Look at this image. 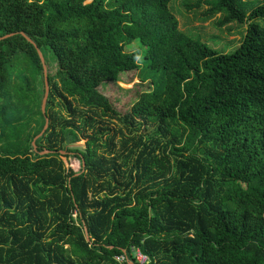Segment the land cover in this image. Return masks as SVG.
<instances>
[{"label":"trees","instance_id":"obj_1","mask_svg":"<svg viewBox=\"0 0 264 264\" xmlns=\"http://www.w3.org/2000/svg\"><path fill=\"white\" fill-rule=\"evenodd\" d=\"M171 1L0 0V37L14 33L0 40V264H264V2L247 14L240 0H205L220 24L246 25L222 53L179 29ZM22 33L57 65L36 150L45 82ZM142 61L153 79L121 87ZM22 70L41 76L39 93L29 81L10 92ZM55 96L69 113L59 129ZM98 116L132 127L121 152L115 135L76 145L72 120ZM146 121L155 132L132 135Z\"/></svg>","mask_w":264,"mask_h":264},{"label":"rangeland","instance_id":"obj_2","mask_svg":"<svg viewBox=\"0 0 264 264\" xmlns=\"http://www.w3.org/2000/svg\"><path fill=\"white\" fill-rule=\"evenodd\" d=\"M199 0H172L169 4L170 10L174 13L179 22V29L184 33L196 38L200 39L202 42L206 43L209 47L219 51V52H228L235 48L240 41L242 40L243 34L245 32V24H241L238 22H231L228 24H220V16L221 14H216L215 16H209L207 14V10L209 5L205 0H201L200 4ZM264 2V0H240V6L246 10L247 14L251 11L252 8ZM258 22L260 24H264V18H259ZM127 50H141L140 42L135 41L126 47ZM144 51H141V54ZM46 73L47 76H53L57 70V65L55 60L49 53H45L44 55ZM152 72H150L144 65V61H142L139 77L134 79V81L130 84L120 83L119 85L125 89L131 88L134 83L139 82L140 79H148L151 80ZM23 78V79H22ZM41 76L39 74H32L30 71L21 72L16 71L13 73L10 80V92L13 93L15 89H21L24 85L25 81H29V86L35 89V94L42 89L41 85ZM44 80V75H43ZM57 81V80H56ZM50 91V86H49ZM12 106L14 108L22 107L19 103H17L16 99L12 98ZM77 103V102H76ZM5 105V101L0 100V109ZM29 106L28 115H32L31 121L29 123L27 131L31 134L36 132L39 128V116L37 114L38 109V101ZM23 107H25L23 105ZM14 118H18V113L13 111ZM26 113V114H27ZM50 113L56 114L57 116V128L59 129L62 124V120H67L69 118V113L65 108L64 104L60 100L59 97L55 96L54 102L51 105ZM28 115H24L21 119L25 121ZM86 115H82L84 117ZM20 120H15L17 123ZM21 122V121H20ZM74 125L78 127L79 131L82 133V139L76 145H80L81 148H84L85 142L87 140L86 136L94 134L100 138V142H105L110 135H115V141L117 142L116 149L121 152L123 150L122 147V138L127 137L129 135V130L132 129L129 125H124L123 123L117 122L114 119L105 116H98L94 118V123L89 125L88 122L86 124L79 120H72ZM50 124V119H49ZM48 124V127H49ZM156 130V124L152 121H146L145 124H142L138 131L132 133L134 134H145L154 133ZM171 139V136L169 137ZM5 142L0 141V148L3 147ZM129 147L133 146V143L128 144ZM196 150V148H195ZM199 155H211V150L208 147L202 146L200 149L196 150ZM104 149H99V153H103ZM185 154H187L185 152ZM61 159L64 163V166L68 169L71 168L74 172L78 173L82 169L81 161L75 157L72 153L67 151H63L61 153ZM123 159H119L118 162H122ZM152 181L149 182L151 184ZM162 184V181L160 182Z\"/></svg>","mask_w":264,"mask_h":264},{"label":"water","instance_id":"obj_3","mask_svg":"<svg viewBox=\"0 0 264 264\" xmlns=\"http://www.w3.org/2000/svg\"><path fill=\"white\" fill-rule=\"evenodd\" d=\"M14 33L12 34H8V35H5L3 37H0V40L1 39H4V38H8L10 36H12ZM23 34V33H22ZM24 35V34H23ZM25 36V35H24ZM26 39L31 42L32 44H34V42L27 36H25ZM34 46L36 47V50H37V53H38V56L40 58V61L42 63V66H43V75H44V82H45V92H44V95H43V99H42V102H41V110H42V113L45 115V124H44V127L42 129V131L34 137L33 141H32V145L34 147V150H36V145H35V141L46 131V129L48 128V124H49V120L48 118L46 117V113H45V106H46V103H47V100H48V95H49V82H48V76H47V73H46V66H45V60H44V57H43V54L42 52L37 48V46L34 44ZM63 152V151H62ZM46 153V151H43L41 154H44ZM84 165V163H83ZM130 264H133L132 262H130Z\"/></svg>","mask_w":264,"mask_h":264},{"label":"built area","instance_id":"obj_4","mask_svg":"<svg viewBox=\"0 0 264 264\" xmlns=\"http://www.w3.org/2000/svg\"><path fill=\"white\" fill-rule=\"evenodd\" d=\"M136 258L141 263H144L147 261V256L143 255L139 250H136ZM122 259H120V260H122Z\"/></svg>","mask_w":264,"mask_h":264}]
</instances>
